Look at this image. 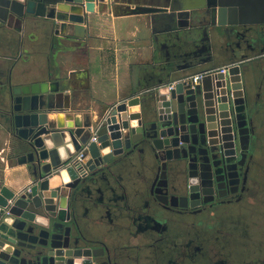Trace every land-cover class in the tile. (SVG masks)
Returning <instances> with one entry per match:
<instances>
[{
  "label": "water",
  "instance_id": "1",
  "mask_svg": "<svg viewBox=\"0 0 264 264\" xmlns=\"http://www.w3.org/2000/svg\"><path fill=\"white\" fill-rule=\"evenodd\" d=\"M117 3L126 4L122 15L171 19L166 32L189 29L188 42L174 40L171 56L183 62L194 48L201 16L208 14L212 27L264 24V0H0V34L3 28L26 27L84 39L86 25ZM203 9L206 14L197 13ZM0 60L6 64L8 58ZM227 65L226 74L205 69L200 79L188 80L192 74L176 76L162 66L156 76L165 77L141 97L113 104L94 123L71 109L76 88L70 80H86V70L60 75L10 66L0 84V130L30 183L17 190L0 186V264H105L104 251L97 253L95 225L105 200L96 205L93 192H105L107 163H133L140 152L147 166L193 163L203 188L218 164L236 160L239 147L244 151L249 145V106L240 65ZM137 105L139 114H132ZM59 114L63 123L54 118ZM87 205L90 215L84 214Z\"/></svg>",
  "mask_w": 264,
  "mask_h": 264
},
{
  "label": "flooded vegetation",
  "instance_id": "2",
  "mask_svg": "<svg viewBox=\"0 0 264 264\" xmlns=\"http://www.w3.org/2000/svg\"><path fill=\"white\" fill-rule=\"evenodd\" d=\"M200 22L186 62L171 58L167 69L178 76L237 62L249 106L248 148L239 147L236 160L218 164L203 188L193 163L147 166L140 152L133 163L105 164V192H93L96 205L105 200L95 223L97 253L104 251L105 264H264V215L254 216L253 210L256 194L264 189L258 135L264 123V24L216 29L208 14ZM2 32L11 34L1 37L2 50L11 59L0 70V84L6 82L10 66L21 65L24 50L22 35L8 28ZM217 34L222 37L214 40ZM189 64L193 66L177 70ZM90 213L87 205L84 214ZM248 214L256 221L246 223Z\"/></svg>",
  "mask_w": 264,
  "mask_h": 264
},
{
  "label": "crops",
  "instance_id": "3",
  "mask_svg": "<svg viewBox=\"0 0 264 264\" xmlns=\"http://www.w3.org/2000/svg\"><path fill=\"white\" fill-rule=\"evenodd\" d=\"M124 5L117 3L97 23L87 24L84 39L54 35L53 31L39 28L15 30L22 35L24 49L21 65L17 67L60 75L86 70V80H70L76 88L72 92L71 109L81 110L92 123L120 100L141 97L154 84L152 77L154 79L161 67L170 65L174 40L188 42L189 29L182 25L179 35L166 32L173 25L171 19L158 20L152 14L122 15ZM201 26H196L193 43L198 40ZM9 33L0 34V40L9 38ZM1 42L0 59L1 55L11 59L2 50ZM0 64L3 68L6 65L1 60ZM199 73V70L194 71L192 75ZM133 109L138 115L139 105ZM54 118L63 123L61 114ZM9 139L0 130V186L17 190L30 181L25 177L24 166L17 164L15 154L9 150Z\"/></svg>",
  "mask_w": 264,
  "mask_h": 264
},
{
  "label": "rangeland",
  "instance_id": "4",
  "mask_svg": "<svg viewBox=\"0 0 264 264\" xmlns=\"http://www.w3.org/2000/svg\"><path fill=\"white\" fill-rule=\"evenodd\" d=\"M258 135L260 137V144L262 145L261 149L259 150L260 151V153H259L260 154L259 162H260V166H262L264 168V123L258 129ZM261 171L263 172L262 169H261ZM262 177H264V176H262ZM256 197H257V201L254 203V206H253V210L255 212L254 216L257 213H259V212H263V215H264V189L261 190L260 193L258 192L256 194ZM256 210H257V212H256ZM250 216L251 215L248 214V218L246 220V223H248V222L252 223V221L253 222L256 221L255 218L250 219ZM263 221H264V218H263ZM238 225H242V221L241 220L238 221Z\"/></svg>",
  "mask_w": 264,
  "mask_h": 264
},
{
  "label": "built area",
  "instance_id": "5",
  "mask_svg": "<svg viewBox=\"0 0 264 264\" xmlns=\"http://www.w3.org/2000/svg\"><path fill=\"white\" fill-rule=\"evenodd\" d=\"M229 67H231V65H226V66H223L219 69H217V72H220L222 74H226L227 70L229 69ZM202 77V73H199V74H195L193 76H188L187 78H185L186 80L188 79H200ZM179 80H176L172 83L169 84L168 88L171 89L176 83H178ZM89 131L91 133V138H90V141H94L95 140V137H94V134H95V131H96V127L95 125H91L89 126Z\"/></svg>",
  "mask_w": 264,
  "mask_h": 264
},
{
  "label": "bare ground",
  "instance_id": "6",
  "mask_svg": "<svg viewBox=\"0 0 264 264\" xmlns=\"http://www.w3.org/2000/svg\"><path fill=\"white\" fill-rule=\"evenodd\" d=\"M136 112H134V109L132 108V114H135Z\"/></svg>",
  "mask_w": 264,
  "mask_h": 264
}]
</instances>
